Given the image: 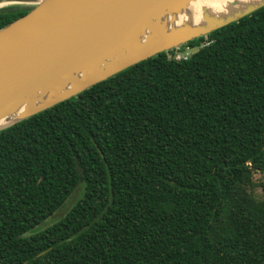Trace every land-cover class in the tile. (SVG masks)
<instances>
[{"label": "trees", "instance_id": "1", "mask_svg": "<svg viewBox=\"0 0 264 264\" xmlns=\"http://www.w3.org/2000/svg\"><path fill=\"white\" fill-rule=\"evenodd\" d=\"M183 47L0 131V264H264V7Z\"/></svg>", "mask_w": 264, "mask_h": 264}, {"label": "water", "instance_id": "2", "mask_svg": "<svg viewBox=\"0 0 264 264\" xmlns=\"http://www.w3.org/2000/svg\"><path fill=\"white\" fill-rule=\"evenodd\" d=\"M188 0H3L31 5L0 29V131L67 101L160 53L204 37L264 7L208 27L165 31L167 12ZM14 117V118H13Z\"/></svg>", "mask_w": 264, "mask_h": 264}, {"label": "bare ground", "instance_id": "3", "mask_svg": "<svg viewBox=\"0 0 264 264\" xmlns=\"http://www.w3.org/2000/svg\"><path fill=\"white\" fill-rule=\"evenodd\" d=\"M264 0H188L180 5L175 13L167 12L162 18L161 25L165 31L179 27H208L211 22L204 23V15L210 21H224L242 13L247 7L255 6ZM3 4H0V9ZM9 9V8H7ZM14 118V117H13ZM9 122L2 121L0 128Z\"/></svg>", "mask_w": 264, "mask_h": 264}, {"label": "rangeland", "instance_id": "4", "mask_svg": "<svg viewBox=\"0 0 264 264\" xmlns=\"http://www.w3.org/2000/svg\"><path fill=\"white\" fill-rule=\"evenodd\" d=\"M27 7H31V5H26ZM194 53V50L191 52V54ZM184 56H186V54H184ZM256 179L257 180H261L260 179V175L257 174L256 176ZM256 180V181H257ZM255 195L258 197V198H262V191L260 188H257L255 190ZM73 202L71 203H67L66 206H64L62 209H60L56 214H54L53 216H51L47 221H45L42 225H40L38 227V230H43L45 229L46 227H48L49 225L55 223L56 221L60 220L66 213L67 211L69 210L70 206L72 205Z\"/></svg>", "mask_w": 264, "mask_h": 264}, {"label": "built area", "instance_id": "5", "mask_svg": "<svg viewBox=\"0 0 264 264\" xmlns=\"http://www.w3.org/2000/svg\"><path fill=\"white\" fill-rule=\"evenodd\" d=\"M193 50L195 52L197 49H189L187 47L181 48V46L177 47L172 50L171 58L176 61L187 60L192 55L191 52ZM184 54H186V56H184Z\"/></svg>", "mask_w": 264, "mask_h": 264}]
</instances>
